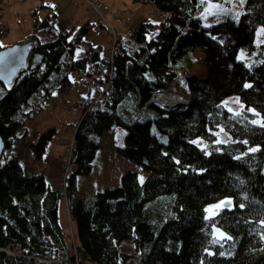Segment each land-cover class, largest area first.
Instances as JSON below:
<instances>
[{"label": "trees", "instance_id": "trees-1", "mask_svg": "<svg viewBox=\"0 0 264 264\" xmlns=\"http://www.w3.org/2000/svg\"><path fill=\"white\" fill-rule=\"evenodd\" d=\"M146 3L165 21H143L120 37L111 67L101 47L84 39L95 22L59 31L50 7L41 4L47 12L41 20L32 13L27 67L11 86L0 83V264H264V37L255 44L257 29L264 28V0H246L237 23L209 26L200 0ZM241 50L245 61L237 60ZM195 51L203 54L204 75L186 74L188 104L172 111L149 104L156 89L189 70ZM90 67L111 70V94L104 105L79 103L76 172L64 194L51 190L42 174H25L12 154L43 103ZM231 100L235 105L227 106ZM137 106L153 114L142 119ZM118 129L130 133L139 159L153 157L147 179L126 172L121 187L75 197L102 137ZM54 132L29 145L37 160ZM63 197L76 228L73 250L59 223ZM215 205L219 209L209 214ZM124 241L133 254L120 249Z\"/></svg>", "mask_w": 264, "mask_h": 264}, {"label": "rangeland", "instance_id": "rangeland-1", "mask_svg": "<svg viewBox=\"0 0 264 264\" xmlns=\"http://www.w3.org/2000/svg\"><path fill=\"white\" fill-rule=\"evenodd\" d=\"M94 1V0H93ZM103 6L110 8V13H104L99 16L97 9H95L87 0H3L0 4V43L3 48L12 46L14 44H21L28 41L29 35L33 32L32 13L37 12V17L41 20L46 16L45 10L41 9V4L48 6L57 14L55 28L62 31L64 28H78L87 21L95 22V26L85 36V41L92 46H101V55L104 57L109 55V50L112 48L115 33H122L123 38H127L130 33H133L138 25L147 21L153 24H159L164 16L154 10V8L147 4L148 0H96ZM201 1V0H200ZM246 0H221L215 2L214 0H205V4L218 5L222 11L218 15H208L206 9L201 13V18L205 26L217 24L223 21H232L237 23L240 16L244 12V4ZM98 7V6H97ZM213 8L211 11H217ZM47 13V12H46ZM105 16V20L102 19ZM162 16V17H161ZM111 26L112 32H107L106 28L102 26ZM100 25L101 34L96 36L94 34L97 27ZM156 31L152 32L148 37L154 36ZM118 34H116L117 36ZM39 38H46V34L39 33ZM264 37V28L259 27L256 31L255 44L262 43ZM30 41V40H29ZM10 44V45H9ZM202 52L195 51L191 67L187 72L179 71L178 80L173 85L172 92L182 98L188 99L186 88L183 86V78L186 74L191 73L195 76L202 77L204 75V67L202 64ZM248 54L245 50L239 51L237 60L245 61ZM70 80H75V75L70 76ZM65 92L67 96L65 99ZM89 92L86 90L85 83L80 80L79 84L72 83L69 91H57L52 94L42 105V110L34 114L25 124L27 137L22 142H19L12 155L15 157L22 166L25 174H45L48 172L49 178L52 174V169L49 166H55L58 154L62 152L60 158V173H59V188H63V168L64 165L69 163L68 153L70 150L69 143L73 138L75 125L81 119L82 109L79 105V97H88ZM64 101V103H63ZM85 102V101H84ZM227 106H234L235 101L231 100L226 102ZM153 112L149 108H145L139 116L149 118ZM141 119V120H142ZM49 129H54L55 132L51 141L48 144V150L44 153L40 160H37L28 145L46 132ZM223 132H219V136ZM129 132L122 129V133L115 135V146L121 145V150L110 152L109 149H104V152H99L100 165L97 166L99 172L95 170L87 176H79L77 184V198H90L97 192H103L109 189L121 187V176L126 172H135L139 176L140 182H144L148 177L153 161L152 156L149 160L139 159L137 157V149L126 140ZM112 139V137H110ZM161 143H166V136L159 137ZM227 141L226 137H222ZM29 142V144H28ZM224 142V141H223ZM16 145V144H15ZM154 153V152H153ZM115 158L113 161L112 159ZM134 158V159H133ZM139 159V161H138ZM110 162V163H109ZM2 163V161H1ZM149 168V169H148ZM220 205H215L209 208L208 213H215ZM68 201L63 197L58 204V217L59 223L62 226L64 233L67 235L68 249L73 250L76 244V228L74 223L69 220L68 216ZM123 252L133 254L134 250L130 241H124L120 245Z\"/></svg>", "mask_w": 264, "mask_h": 264}, {"label": "built area", "instance_id": "built-area-1", "mask_svg": "<svg viewBox=\"0 0 264 264\" xmlns=\"http://www.w3.org/2000/svg\"><path fill=\"white\" fill-rule=\"evenodd\" d=\"M88 3H90L95 9H97V13L99 16H102L104 13H110L108 14L109 16H112V12H110V8L107 6H103L101 3H99L98 1H93V0H87ZM98 6V7H97ZM162 17V16H161ZM105 16L102 18L104 19ZM165 16L162 18L163 20H165ZM105 20V19H104ZM104 24V23H103ZM104 27L106 28L107 32H112L111 30V26L105 25ZM101 34V30H98L96 32V36H99ZM117 39L118 37L116 36V33L114 35V40H113V44H112V48L111 50H109V55H107L106 59H105V64L109 65L111 67L112 63H113V58L116 54L119 53V49L117 47ZM104 73H103V72ZM184 80V77H182ZM101 80V85L102 88L99 86H96V80ZM112 79V72L111 70H103L102 68H93L90 67L88 70V75L84 76V81L86 84V87L89 90H93L94 88H100L102 89V91L98 94V96L96 97L95 101H100L102 105H104L111 94V85H110V80ZM179 78H177L176 80L172 81L166 88L164 89H156L152 96L150 97L148 103H156L160 106H166V107H172V106H176L179 103H182L183 105L187 104V99L183 100L182 98H180L179 96L175 95L172 92L173 89V85L176 84L177 80ZM141 109L137 108V112H140ZM71 142L69 143L70 146V150L68 153V157L69 159V163L65 164V171L63 168V188L61 189L63 192H66V180L67 177L72 174L75 171V162H74V156L72 154V150L74 147V141L73 139L70 140Z\"/></svg>", "mask_w": 264, "mask_h": 264}, {"label": "water", "instance_id": "water-1", "mask_svg": "<svg viewBox=\"0 0 264 264\" xmlns=\"http://www.w3.org/2000/svg\"><path fill=\"white\" fill-rule=\"evenodd\" d=\"M32 42L25 41L21 44H14L12 46L4 47L0 50V83L5 86H11L17 75L27 67ZM179 103L176 106L169 107L175 109L182 106ZM225 139H222V142ZM3 150V142L0 138V158ZM261 174L264 176V161L261 168ZM224 207H228L227 204Z\"/></svg>", "mask_w": 264, "mask_h": 264}, {"label": "crops", "instance_id": "crops-1", "mask_svg": "<svg viewBox=\"0 0 264 264\" xmlns=\"http://www.w3.org/2000/svg\"><path fill=\"white\" fill-rule=\"evenodd\" d=\"M45 14H46V12H45ZM56 14V13H55ZM57 15V14H56ZM68 28H64V29H69V26H67ZM74 28V27H73ZM63 29V30H64ZM117 34L120 36V37H123L122 36V33H120V32H118L117 31ZM100 37V36H99ZM10 45V44H9ZM101 47V46H100ZM75 77H77L76 75H75ZM78 85V84H77ZM57 91H61V90H57ZM57 91H55V92H57ZM63 91V90H62ZM66 91H69V89H66ZM54 92V93H55ZM66 94H65V99H66V96H67V92H65ZM90 96H94V95H91V94H89ZM52 96V95H51ZM50 96V97H51ZM49 97V98H50ZM80 97H84V98H86V95L85 96H80ZM80 97H79V103H80ZM63 103H64V101H63ZM141 125H142V123H141ZM25 130L23 131V133H22V135H21V140L20 141H17V143H16V145L14 146V148H16L17 147V145L19 144V142H23L25 139H26V137H27V132H26V126H25V128H24ZM118 133H122V129H118V130H116L114 133H108V134H105L103 137H102V139H101V143H100V148L98 149V151H97V154H96V157H95V161H94V164H93V169H92V173L95 171V170H97L98 172H99V169H97V166H99L100 164L99 163H101L102 162V160H100V156H99V152H101V151H103L104 152V149H109L110 150V152L111 151H113V153H114V155H116V153L114 152V151H119V150H121V145H119V146H115L116 144H115V135H117ZM129 135H130V133H129ZM131 136V135H130ZM130 136L128 137V138H126V140H129L130 139ZM110 137H112V139H110ZM128 143H131V142H128ZM133 143V142H132ZM28 144H29V142H28ZM28 147H29V145H28ZM47 147H48V145H47ZM48 150V148H46V151ZM46 151H45V153H46ZM13 153H15L14 151H13ZM61 155H62V152H60L59 154H58V158L56 159L57 161L55 162V166L53 167V165H50L49 167V169L51 170L52 169V174H51V177L49 178V174H48V172H46L43 176L45 177V180H46V182H47V184H48V186H49V188L51 189V190H59L60 188H59V185H60V181H59V173H60V158H61ZM134 159V158H133ZM40 160V159H39ZM113 161L115 160V158H113L112 159ZM139 161V160H138ZM110 163V162H109ZM101 166V165H100ZM122 177V176H121Z\"/></svg>", "mask_w": 264, "mask_h": 264}, {"label": "snow or ice", "instance_id": "snow-or-ice-1", "mask_svg": "<svg viewBox=\"0 0 264 264\" xmlns=\"http://www.w3.org/2000/svg\"><path fill=\"white\" fill-rule=\"evenodd\" d=\"M201 3L205 4V0H201ZM213 8H216L218 10L217 11H211V9H213ZM205 9L207 11V14L212 15V16H216V15H218L219 11H222V9H219L218 5H215V4H205ZM262 126H264V125H262ZM256 150L257 149H252V151H256ZM217 207H219V206H217Z\"/></svg>", "mask_w": 264, "mask_h": 264}, {"label": "bare ground", "instance_id": "bare-ground-1", "mask_svg": "<svg viewBox=\"0 0 264 264\" xmlns=\"http://www.w3.org/2000/svg\"><path fill=\"white\" fill-rule=\"evenodd\" d=\"M106 33V32H105ZM72 153H73V150H72ZM73 156H74V154H73ZM66 183H67V180H66Z\"/></svg>", "mask_w": 264, "mask_h": 264}]
</instances>
